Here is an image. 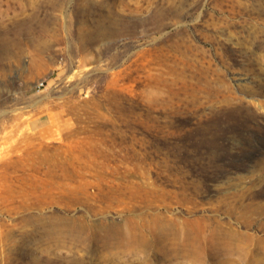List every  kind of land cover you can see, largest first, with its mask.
I'll use <instances>...</instances> for the list:
<instances>
[{
	"label": "rangeland",
	"instance_id": "374dc122",
	"mask_svg": "<svg viewBox=\"0 0 264 264\" xmlns=\"http://www.w3.org/2000/svg\"><path fill=\"white\" fill-rule=\"evenodd\" d=\"M0 264H264V0H0Z\"/></svg>",
	"mask_w": 264,
	"mask_h": 264
},
{
	"label": "bare ground",
	"instance_id": "6f19581e",
	"mask_svg": "<svg viewBox=\"0 0 264 264\" xmlns=\"http://www.w3.org/2000/svg\"><path fill=\"white\" fill-rule=\"evenodd\" d=\"M57 231H58V230H57ZM60 231H61V230H60ZM54 232H55V231H54ZM64 232L67 233L68 231H64ZM64 232H63V233H64ZM55 233H56V232H55ZM63 233H62V234H63ZM66 233H65V234H66ZM60 234H61V233H60ZM60 234H59V235H60ZM106 234H110V233H106ZM123 235H124V234H123ZM65 236H66V235H65ZM145 249H146V248H145ZM15 251H16V252H15L16 256H18V251H19V250H18L17 246H16V248H15ZM19 253H20V252H19ZM18 259H19V258H18ZM14 261H15V260H14ZM243 261H245V260H243Z\"/></svg>",
	"mask_w": 264,
	"mask_h": 264
}]
</instances>
